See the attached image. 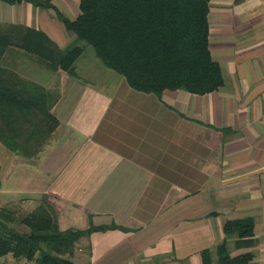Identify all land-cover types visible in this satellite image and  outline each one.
<instances>
[{"label":"crops","instance_id":"1","mask_svg":"<svg viewBox=\"0 0 264 264\" xmlns=\"http://www.w3.org/2000/svg\"><path fill=\"white\" fill-rule=\"evenodd\" d=\"M50 2L0 0V22L39 29L65 49L75 34L57 12L75 18L79 0ZM207 19L218 89L158 96L96 58L78 70L79 55L74 73H50L58 123L43 149L28 159L0 143L5 204L45 202L62 229L117 225L81 236L76 264H203L204 248L217 264L223 223L244 216L254 243L230 237L229 252L251 250L250 264H264V0H209Z\"/></svg>","mask_w":264,"mask_h":264},{"label":"trees","instance_id":"2","mask_svg":"<svg viewBox=\"0 0 264 264\" xmlns=\"http://www.w3.org/2000/svg\"><path fill=\"white\" fill-rule=\"evenodd\" d=\"M28 1L52 6L50 0ZM208 10L209 0H79L75 18L57 12L66 30L75 34L65 49L39 29L0 22V143L31 159L48 143L58 123L51 111L58 94L5 62L12 50L34 55L50 71L72 74L85 43L134 89L158 96L164 89L200 94L218 89L224 77L209 50ZM17 212L15 206L0 204V257L10 253L36 264H76L71 257L81 236L117 226L62 229L45 202L27 214ZM253 229L251 216L226 219L223 239L215 249L216 263L250 264L253 252L231 255L227 239L234 237L236 247L250 246ZM201 256L203 264L212 262L208 248Z\"/></svg>","mask_w":264,"mask_h":264},{"label":"rangeland","instance_id":"3","mask_svg":"<svg viewBox=\"0 0 264 264\" xmlns=\"http://www.w3.org/2000/svg\"><path fill=\"white\" fill-rule=\"evenodd\" d=\"M12 51H14L13 56L9 54L5 62H7L10 65H14L22 75L31 78L33 81L39 84H42L46 89L51 90L53 93H57L56 89L58 84L56 77L52 78L50 75V73L51 74L54 73L53 71L48 70L43 64L39 63L34 55L22 54L20 51L17 50H12ZM95 58L100 61V59L96 57L94 50L89 46L88 49H85L80 54L79 62L76 64L77 69L79 70L78 64L85 63L87 60L95 59ZM82 75H86V72L82 71ZM1 161L2 163H0V181H1V185H3V188L5 190V168H3L5 166V152H2L0 155V162ZM20 203H22V211L18 210L19 212L17 213L19 215L27 214L29 212L28 211L29 207L25 205L27 201L26 202L20 201ZM0 204L9 206L5 204V199L3 200L1 198H0ZM17 204L18 203H13L10 205L13 207ZM18 228L22 229L23 226L19 225ZM0 264H36V262L34 260L24 261L22 259H15L13 256L9 255L6 258L5 257L2 259L0 258Z\"/></svg>","mask_w":264,"mask_h":264}]
</instances>
